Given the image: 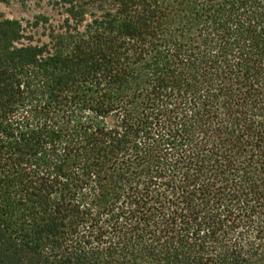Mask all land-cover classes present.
<instances>
[{"label":"trees","instance_id":"obj_1","mask_svg":"<svg viewBox=\"0 0 264 264\" xmlns=\"http://www.w3.org/2000/svg\"><path fill=\"white\" fill-rule=\"evenodd\" d=\"M50 5L0 16V264H264V0Z\"/></svg>","mask_w":264,"mask_h":264},{"label":"rangeland","instance_id":"obj_2","mask_svg":"<svg viewBox=\"0 0 264 264\" xmlns=\"http://www.w3.org/2000/svg\"><path fill=\"white\" fill-rule=\"evenodd\" d=\"M38 13L52 16L56 20L60 18L50 5V0H11L9 3H0V16L32 19Z\"/></svg>","mask_w":264,"mask_h":264}]
</instances>
